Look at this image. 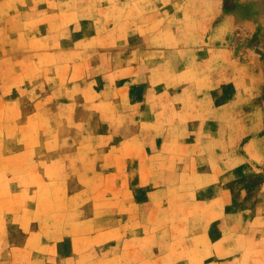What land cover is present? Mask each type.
Here are the masks:
<instances>
[{
  "label": "crops",
  "instance_id": "0c3cea01",
  "mask_svg": "<svg viewBox=\"0 0 264 264\" xmlns=\"http://www.w3.org/2000/svg\"><path fill=\"white\" fill-rule=\"evenodd\" d=\"M140 1L131 8L133 16L124 18L130 27L123 30V42L108 40L93 53L92 64L103 83L98 92L113 105V112L109 108L91 110L85 123L94 139L104 134L113 139L112 135L123 131L122 140L138 141L139 149H125L124 154L153 157L154 164L141 160L128 170L139 173L138 187L158 190L160 195L113 201L114 207L107 210L112 222L152 223L135 229L86 231L80 236L92 241L76 245L75 263L264 264V201L258 200L251 209L230 210L234 202L227 194V172H237L247 158L238 149L243 136L218 132L231 124L230 110L235 112V125L243 124V118L254 119L253 103L263 85L256 63L253 68V50L243 45L242 38L223 32L226 23L218 21L222 0ZM248 25L256 28L258 23ZM249 57L251 64L244 71L243 62ZM97 117L105 122V131L99 129ZM77 120L83 126V118ZM228 139L237 148H224ZM252 141L249 138L248 144ZM230 156L233 164L228 161ZM258 156L264 157V148ZM251 162L256 172H264V165ZM147 173L153 174L152 181H147ZM187 173L206 180L198 187L219 192L194 200L163 196V190L174 189L180 175ZM123 183L132 185L128 180ZM16 201L0 197V264H46L54 245L51 235L44 228H32L34 218L19 220L16 213L5 210ZM181 201L184 206L197 204L203 209L179 213L176 206ZM94 218L98 219L97 209ZM180 227L187 228L182 241ZM39 236L43 239H36ZM98 236L106 237L105 245H97Z\"/></svg>",
  "mask_w": 264,
  "mask_h": 264
},
{
  "label": "rangeland",
  "instance_id": "374dc122",
  "mask_svg": "<svg viewBox=\"0 0 264 264\" xmlns=\"http://www.w3.org/2000/svg\"><path fill=\"white\" fill-rule=\"evenodd\" d=\"M140 2L0 0V197L17 199L13 206L2 208L16 213L19 220L34 218L32 228H44L51 235L54 245L46 264H76L75 247L84 244L82 241H92L81 237L91 229H135L152 223L112 222L107 210L114 207L113 201L118 204L124 197L144 200L160 195L158 190L138 187L135 181L139 173L128 170V166H136L141 160L154 164V158L125 155V149H139L140 143L122 140L123 128L112 135L113 139L107 134L94 139L85 123L91 110L109 108L113 112V105L98 92L103 83L92 64L93 53L106 46L108 40L123 42V30L130 27L123 23L124 18H131V8ZM221 8L218 21L226 23L222 25L223 32L242 38L243 45L253 50V68L256 63L263 85L253 103L254 119L243 118V124L235 125V112L230 110L231 124L218 130L243 136L240 146L230 144L234 140L228 139L224 147L238 145L247 157L236 168L238 171H228L225 179L229 180L227 194L234 202L230 210L251 209L258 200L264 201V172H256L251 162L264 165V157L258 156L264 148V0H222ZM251 21H257L258 26L248 25ZM243 63L245 71V65L251 64L250 57ZM76 116L83 118V126ZM96 119L99 129L105 131V122ZM249 138L254 141L248 144ZM146 176L147 181H152L153 174ZM202 179L182 174L175 188L163 190L162 194L194 200L219 192L198 187L206 181ZM123 180L132 181L131 187ZM115 182H120L119 186ZM183 204L181 201L176 206L179 213L203 209L202 205ZM96 209L98 219L94 218ZM186 231L180 227V241ZM64 233L66 240H61ZM96 240L97 245H105L106 237L98 236Z\"/></svg>",
  "mask_w": 264,
  "mask_h": 264
},
{
  "label": "bare ground",
  "instance_id": "6f19581e",
  "mask_svg": "<svg viewBox=\"0 0 264 264\" xmlns=\"http://www.w3.org/2000/svg\"><path fill=\"white\" fill-rule=\"evenodd\" d=\"M59 126V125H58Z\"/></svg>",
  "mask_w": 264,
  "mask_h": 264
}]
</instances>
